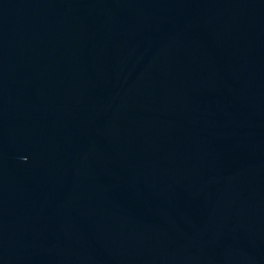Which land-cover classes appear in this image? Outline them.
I'll list each match as a JSON object with an SVG mask.
<instances>
[{"label": "water", "instance_id": "obj_1", "mask_svg": "<svg viewBox=\"0 0 264 264\" xmlns=\"http://www.w3.org/2000/svg\"><path fill=\"white\" fill-rule=\"evenodd\" d=\"M0 264H264V0H0Z\"/></svg>", "mask_w": 264, "mask_h": 264}]
</instances>
